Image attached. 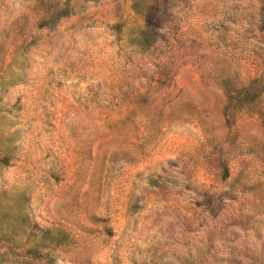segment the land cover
<instances>
[{
	"label": "rangeland",
	"instance_id": "374dc122",
	"mask_svg": "<svg viewBox=\"0 0 264 264\" xmlns=\"http://www.w3.org/2000/svg\"><path fill=\"white\" fill-rule=\"evenodd\" d=\"M0 264H264V0H0Z\"/></svg>",
	"mask_w": 264,
	"mask_h": 264
}]
</instances>
